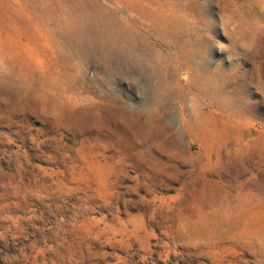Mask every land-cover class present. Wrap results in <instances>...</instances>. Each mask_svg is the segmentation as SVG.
I'll return each mask as SVG.
<instances>
[{"label": "rangeland", "instance_id": "rangeland-1", "mask_svg": "<svg viewBox=\"0 0 264 264\" xmlns=\"http://www.w3.org/2000/svg\"><path fill=\"white\" fill-rule=\"evenodd\" d=\"M0 264H264V0H0Z\"/></svg>", "mask_w": 264, "mask_h": 264}, {"label": "bare ground", "instance_id": "bare-ground-1", "mask_svg": "<svg viewBox=\"0 0 264 264\" xmlns=\"http://www.w3.org/2000/svg\"><path fill=\"white\" fill-rule=\"evenodd\" d=\"M199 69V68H198ZM189 69H187L188 71ZM222 72V71H221ZM196 75L191 77V82L197 86V88L205 94V96H209V99H213L216 96V92L220 91L222 95L223 88H225L226 81L229 79L230 76L222 75L220 73V69H217V75H209L205 72H202L200 70H195ZM216 98V97H215ZM214 98V99H215ZM219 100V99H218ZM241 100V99H240ZM245 100V98H244ZM237 102L229 103L226 100H220L218 105L219 108L222 110V112H225L229 116L234 113L232 111L233 105H236ZM234 109V108H233Z\"/></svg>", "mask_w": 264, "mask_h": 264}]
</instances>
